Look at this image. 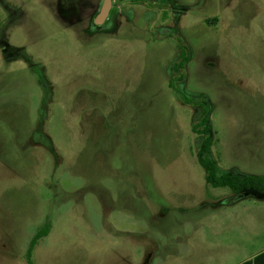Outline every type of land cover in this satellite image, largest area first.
<instances>
[{
	"label": "rangeland",
	"instance_id": "rangeland-1",
	"mask_svg": "<svg viewBox=\"0 0 264 264\" xmlns=\"http://www.w3.org/2000/svg\"><path fill=\"white\" fill-rule=\"evenodd\" d=\"M0 0V264H232L264 247V0ZM187 60L180 67L182 54ZM252 193V192H251ZM235 199H232V202Z\"/></svg>",
	"mask_w": 264,
	"mask_h": 264
},
{
	"label": "trees",
	"instance_id": "trees-1",
	"mask_svg": "<svg viewBox=\"0 0 264 264\" xmlns=\"http://www.w3.org/2000/svg\"><path fill=\"white\" fill-rule=\"evenodd\" d=\"M186 60L187 57L183 53L178 66L182 67ZM202 124L204 125L203 128L196 131L203 136L202 143L196 153V160L204 171L206 183L212 187L227 188L234 194H239L246 190H252L259 194H264V176L240 175L232 171H227L221 174L217 172L216 162L208 156L213 141L210 134L211 130L208 125V119L206 117L202 120ZM48 230L49 225L44 223L31 239L26 253L27 264H32L30 259L31 251L37 244V241L48 233ZM240 264H264V251L252 259L246 260Z\"/></svg>",
	"mask_w": 264,
	"mask_h": 264
},
{
	"label": "crops",
	"instance_id": "crops-1",
	"mask_svg": "<svg viewBox=\"0 0 264 264\" xmlns=\"http://www.w3.org/2000/svg\"><path fill=\"white\" fill-rule=\"evenodd\" d=\"M229 197L231 198L230 202L232 204H238L239 202H242V200L247 198V197H255L258 200H262L264 198V194L263 195H252V194H248L247 195L245 193H239L238 195H229ZM232 199H235V200H233V202H232ZM263 251H264V247H262L261 249L255 250V252H253L252 254L249 253L244 258H241L238 261L232 262V264H240V263H242V262H244L246 260H250L253 257H255L256 255H258L259 253L263 252ZM229 262H230V260L225 261L222 264L229 263Z\"/></svg>",
	"mask_w": 264,
	"mask_h": 264
},
{
	"label": "water",
	"instance_id": "water-1",
	"mask_svg": "<svg viewBox=\"0 0 264 264\" xmlns=\"http://www.w3.org/2000/svg\"><path fill=\"white\" fill-rule=\"evenodd\" d=\"M108 8H109V0H105L104 1V5L102 7V10L97 18V23L101 22L105 17H106V14L108 12ZM252 192V193H251ZM241 193H245V194H252V195H263V194H259L257 192H254L252 190H246V191H243Z\"/></svg>",
	"mask_w": 264,
	"mask_h": 264
}]
</instances>
